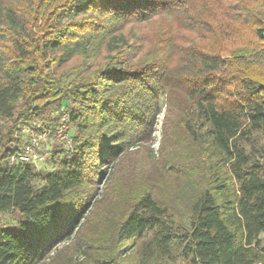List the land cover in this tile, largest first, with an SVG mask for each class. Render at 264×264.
Listing matches in <instances>:
<instances>
[{"label": "trees", "instance_id": "1", "mask_svg": "<svg viewBox=\"0 0 264 264\" xmlns=\"http://www.w3.org/2000/svg\"><path fill=\"white\" fill-rule=\"evenodd\" d=\"M0 213V264L264 263V0H0Z\"/></svg>", "mask_w": 264, "mask_h": 264}, {"label": "built area", "instance_id": "2", "mask_svg": "<svg viewBox=\"0 0 264 264\" xmlns=\"http://www.w3.org/2000/svg\"><path fill=\"white\" fill-rule=\"evenodd\" d=\"M41 128V123L37 122L34 125L23 123L21 127V135L26 139V143L15 153L10 155L9 162L13 163H31L34 165L44 161L45 152L42 147V136L37 133V129ZM53 134L64 146L72 150V139L68 133L67 113L61 114L60 122L53 129L43 130L42 135ZM264 264V263H261Z\"/></svg>", "mask_w": 264, "mask_h": 264}, {"label": "rangeland", "instance_id": "3", "mask_svg": "<svg viewBox=\"0 0 264 264\" xmlns=\"http://www.w3.org/2000/svg\"><path fill=\"white\" fill-rule=\"evenodd\" d=\"M161 119V117H160ZM39 123H41V120L38 121ZM23 126V124H19V138L24 141V136L21 135V127ZM42 127V125H41ZM49 128H38L36 131L39 135L42 136V140H41V143H42V147H43V151L46 153L45 154V158H44V161L40 162L39 164L35 165L36 168L38 170H45V171H50L53 169L54 167V163L49 159V155L51 154V149L54 147H59V145L63 146L64 144L61 142V140H59L56 136H54L53 134H48V135H42V132L43 130H47ZM70 130H71V127L69 126L68 124V133H70ZM153 137H154V140H153V144H152V147L154 149L153 151V154L155 157L158 156V145H159V141H160V138H161V123L159 122L157 124V127H156V131L153 133ZM65 147V146H64ZM72 148H73V145H72ZM131 156H130V153L125 155L124 156V159L123 161L121 162L120 166H119V169L122 170V172H125L126 170L128 169H131V165L129 163V160H130ZM107 182V179H106V176L100 181L99 183V187H100V192H104V185L105 183ZM9 223V216L7 213H0V226L2 225H6ZM63 244V243H62ZM61 244V245H62ZM126 247L123 248V251H125ZM181 264V263H180Z\"/></svg>", "mask_w": 264, "mask_h": 264}]
</instances>
